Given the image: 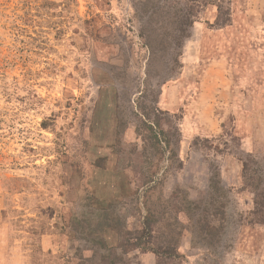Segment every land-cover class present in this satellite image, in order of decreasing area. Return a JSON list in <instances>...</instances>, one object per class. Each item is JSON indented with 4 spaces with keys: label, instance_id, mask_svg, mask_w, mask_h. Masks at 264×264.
I'll use <instances>...</instances> for the list:
<instances>
[{
    "label": "rangeland",
    "instance_id": "1",
    "mask_svg": "<svg viewBox=\"0 0 264 264\" xmlns=\"http://www.w3.org/2000/svg\"><path fill=\"white\" fill-rule=\"evenodd\" d=\"M261 199L264 0H0V264H264Z\"/></svg>",
    "mask_w": 264,
    "mask_h": 264
},
{
    "label": "trees",
    "instance_id": "2",
    "mask_svg": "<svg viewBox=\"0 0 264 264\" xmlns=\"http://www.w3.org/2000/svg\"><path fill=\"white\" fill-rule=\"evenodd\" d=\"M144 124L146 125V123H145V121H144ZM146 126H148L150 129H152L153 130V128L151 127V126H149V124H147ZM159 135H161V136H166V135H168V133H165L164 131H161V129H160V131L159 132H157V131H155V134H153V135H148V136H145V138H143V141H144V143H143V145H144V152L145 151H147L148 149L146 148V140L148 141H150L149 143H150V145H149V147L151 148V147H153V148H159L158 147V144H159V140H161V137L159 136ZM163 141V140H162ZM168 144L170 143V141L169 142H167ZM167 144V145H168ZM89 179V178H88ZM89 181V185L91 186V187H94L95 188V186H94V184L93 183H91V181H90V179L88 180ZM215 186H216V184H215ZM92 189L93 188H89L88 187V189L86 190L87 191V193L88 192H90V191H92ZM99 193V190L98 189H96L95 188V194H98ZM91 194H92V196L90 197L92 200L93 199H95L96 200V195L94 194V197H93V193L91 192ZM259 205H261V208H263L264 207V199H261L260 201H256ZM92 205V204H91ZM104 222V221H103ZM108 227V225L107 224H103V223H101V225H100V227L98 228V231H100V232H103L104 230V233H111V232H109V229L107 228ZM108 229V230H107ZM114 230L116 231V232H113V233H115V234H117L118 236H119V238H120V234L117 232V230L114 228ZM108 236V235H107ZM104 238V237H103ZM105 242H106V240H105V238H104V240L101 238V243L102 244H105ZM135 245V244H134ZM120 246L122 247V245H121V243H120ZM125 246L126 245H123V248H125ZM136 246V245H135ZM125 251H126V249H124ZM113 264V263H112Z\"/></svg>",
    "mask_w": 264,
    "mask_h": 264
}]
</instances>
